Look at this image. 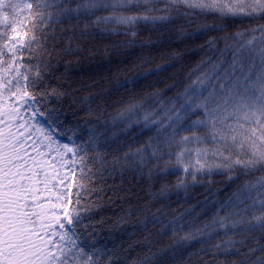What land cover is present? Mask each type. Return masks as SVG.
Returning a JSON list of instances; mask_svg holds the SVG:
<instances>
[{"label": "snow or ice", "instance_id": "snow-or-ice-1", "mask_svg": "<svg viewBox=\"0 0 264 264\" xmlns=\"http://www.w3.org/2000/svg\"><path fill=\"white\" fill-rule=\"evenodd\" d=\"M209 18L257 23L208 39L201 50L210 54L173 97L165 101L157 90L140 101L133 98L118 113L121 119L142 113L144 127L155 129L158 142L129 146L123 157L108 160L98 129L88 127L92 109L82 128L55 105L67 93L48 83L53 59L78 54L79 45L72 47L77 39L113 33L130 37L127 45L149 25L183 20L184 32ZM259 21L264 0H0V264H127V257L91 243L93 214L110 169L131 162L151 173L166 167L165 156L175 155L181 165L193 152L195 166L184 167L193 181L197 172L215 171L227 175L230 185L241 183L203 222H154L174 244L200 245L189 264H264V23ZM195 32L208 35L225 27L202 24ZM190 143L196 147L188 148ZM173 145L178 152L165 150ZM183 186L184 181L177 184ZM156 255L133 264H155Z\"/></svg>", "mask_w": 264, "mask_h": 264}, {"label": "trees", "instance_id": "trees-1", "mask_svg": "<svg viewBox=\"0 0 264 264\" xmlns=\"http://www.w3.org/2000/svg\"><path fill=\"white\" fill-rule=\"evenodd\" d=\"M184 23L180 20L177 25L141 28L135 42L127 45L125 41L130 37L94 33L73 42L74 49L77 45L81 49L78 54L54 57L48 83L67 93L55 105L62 109L70 124H79L82 128L87 110L92 109L88 127L98 129L104 144L102 151L108 160L123 157L129 146L134 150L159 140L154 128L144 127L142 113L140 116L126 113L122 119L118 118L129 101L133 98L140 101L157 90L163 91L165 101L173 97L189 83V73L210 54L206 48L201 50L208 39L257 22L241 24L209 18L186 26L181 32L180 25ZM202 24L224 26L225 32L198 35L195 30ZM67 43L65 39L58 47ZM151 103L148 100L145 109ZM137 120L140 123H136ZM188 146L196 147L191 143ZM165 150L179 151L175 145ZM165 162L166 167H153L151 173L147 167H136L131 162L126 166L122 162L121 167L110 169L111 175L102 184L106 188L104 198L93 214L95 232L91 243L105 251L115 250L120 258L127 257V264L153 253H159L154 257L155 264H189L190 253L197 251L200 245L174 244L175 238L171 234L163 235L154 218L164 225L176 220L203 222L241 181L230 185L227 175L215 171L211 174L197 172L193 181L191 175L177 168L175 155L165 156ZM180 181H184L185 186L177 187ZM162 188L166 189L163 194ZM165 246L172 247L161 252Z\"/></svg>", "mask_w": 264, "mask_h": 264}, {"label": "rangeland", "instance_id": "rangeland-1", "mask_svg": "<svg viewBox=\"0 0 264 264\" xmlns=\"http://www.w3.org/2000/svg\"><path fill=\"white\" fill-rule=\"evenodd\" d=\"M198 117H194L193 119H197ZM191 123V122H189ZM4 125H0V128H3ZM188 148H193V147H189ZM196 155L195 153L193 152L192 155H185L184 157V163H182L181 165H177V168L180 169V170H183L184 171V167L185 166H189V165H192V166H195L196 164Z\"/></svg>", "mask_w": 264, "mask_h": 264}]
</instances>
